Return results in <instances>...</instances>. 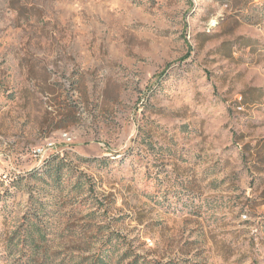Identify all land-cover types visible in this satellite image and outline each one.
I'll return each instance as SVG.
<instances>
[{
    "label": "rangeland",
    "instance_id": "obj_1",
    "mask_svg": "<svg viewBox=\"0 0 264 264\" xmlns=\"http://www.w3.org/2000/svg\"><path fill=\"white\" fill-rule=\"evenodd\" d=\"M123 241L264 264V0H0V264Z\"/></svg>",
    "mask_w": 264,
    "mask_h": 264
},
{
    "label": "trees",
    "instance_id": "obj_2",
    "mask_svg": "<svg viewBox=\"0 0 264 264\" xmlns=\"http://www.w3.org/2000/svg\"><path fill=\"white\" fill-rule=\"evenodd\" d=\"M92 163L93 161H87ZM123 247L126 250L123 253L124 259H130L128 264H156L154 260H149L143 256L137 255L131 248V245L123 241ZM55 262L54 256L50 253L49 250L37 251L34 249L31 250V254L25 262L19 264H53Z\"/></svg>",
    "mask_w": 264,
    "mask_h": 264
},
{
    "label": "built area",
    "instance_id": "obj_3",
    "mask_svg": "<svg viewBox=\"0 0 264 264\" xmlns=\"http://www.w3.org/2000/svg\"><path fill=\"white\" fill-rule=\"evenodd\" d=\"M37 153H41V150H37Z\"/></svg>",
    "mask_w": 264,
    "mask_h": 264
}]
</instances>
